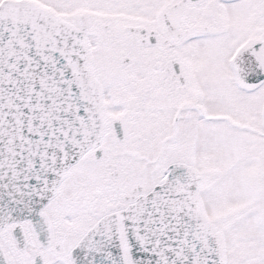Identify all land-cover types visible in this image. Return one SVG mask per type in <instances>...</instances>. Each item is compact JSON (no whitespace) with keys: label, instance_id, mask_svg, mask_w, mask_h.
<instances>
[{"label":"snow or ice","instance_id":"6c2138e0","mask_svg":"<svg viewBox=\"0 0 264 264\" xmlns=\"http://www.w3.org/2000/svg\"><path fill=\"white\" fill-rule=\"evenodd\" d=\"M0 264H264V0H0Z\"/></svg>","mask_w":264,"mask_h":264}]
</instances>
